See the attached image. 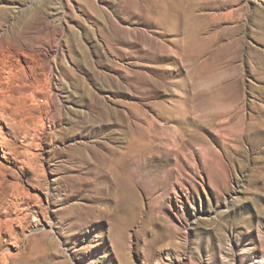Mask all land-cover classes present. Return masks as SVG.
Segmentation results:
<instances>
[{"label":"rangeland","instance_id":"374dc122","mask_svg":"<svg viewBox=\"0 0 264 264\" xmlns=\"http://www.w3.org/2000/svg\"><path fill=\"white\" fill-rule=\"evenodd\" d=\"M0 60V264H264V0H0Z\"/></svg>","mask_w":264,"mask_h":264},{"label":"bare ground","instance_id":"6f19581e","mask_svg":"<svg viewBox=\"0 0 264 264\" xmlns=\"http://www.w3.org/2000/svg\"><path fill=\"white\" fill-rule=\"evenodd\" d=\"M1 44H2V42H1ZM4 58V57H3ZM0 61H3V60H0ZM4 63V62H3ZM3 65V64H2ZM10 67V66H9ZM8 70V69H7ZM13 72V71H12ZM9 74V73H8Z\"/></svg>","mask_w":264,"mask_h":264}]
</instances>
